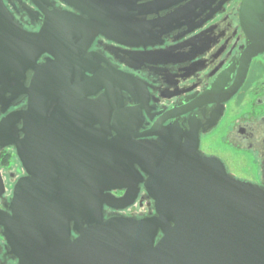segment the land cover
<instances>
[{"label": "water", "instance_id": "water-1", "mask_svg": "<svg viewBox=\"0 0 264 264\" xmlns=\"http://www.w3.org/2000/svg\"><path fill=\"white\" fill-rule=\"evenodd\" d=\"M141 1L73 5L86 10V21L77 17L73 25L64 14L53 15L57 22L46 15L37 33L17 27L0 1V98L10 95L6 109L18 96L26 99L24 110L0 123V140L15 148L26 173L13 188L9 213L0 215L2 236L18 264H264V190L204 156L198 126L157 123L158 132L140 134L141 108L125 107L122 96L141 104L140 84L113 68L103 70L88 53L99 35L124 47L144 46L152 32L128 30L136 23L125 21L146 14L145 6H136ZM183 2L152 5L167 10ZM252 3L244 0L241 10ZM191 4L149 27L185 25L180 20ZM43 54L49 57L37 65ZM139 55L121 62L134 69ZM148 136L155 139L142 140ZM141 188L152 212L140 219L106 216L105 209L133 206Z\"/></svg>", "mask_w": 264, "mask_h": 264}, {"label": "flooded vegetation", "instance_id": "flooded-vegetation-1", "mask_svg": "<svg viewBox=\"0 0 264 264\" xmlns=\"http://www.w3.org/2000/svg\"><path fill=\"white\" fill-rule=\"evenodd\" d=\"M0 1L14 24L27 33H37L46 15L52 16L53 22H57L53 18L55 14L68 16L73 25L79 22L78 18L86 21V10L82 13L73 5L87 8L96 3L95 0ZM106 1L112 3L113 0ZM158 1L137 3L138 7L145 6L146 14L125 20L136 23L128 30L152 32L141 43L145 47H124L99 35L90 42L88 53L95 54V63L103 70L113 68L133 76L140 84L138 100L141 104L127 93L122 94L125 107L141 108L140 134L158 132L157 123L163 127L176 124L182 130L198 126L199 150L204 156L218 159L235 179L264 190V0H253L251 8L243 10L244 0H185L167 10H156L152 4ZM189 2L192 8L180 20L185 25L170 31L157 25L149 27L150 22L164 18ZM111 3L105 6L111 8ZM170 49L175 50L171 53ZM128 55H139L142 61L139 58L132 61L135 68L131 69L121 62L127 61ZM48 57L41 55L37 65ZM242 76V84L228 98L231 88ZM31 77L32 72H27L26 80ZM2 96L0 123L8 114L24 110L26 106V99L18 96L6 109L10 95ZM243 103L244 108L240 110ZM231 110L235 111L230 117ZM15 127L20 130L21 123ZM18 136L21 138L22 134ZM154 139L148 136L142 140ZM5 141L0 140V215L9 213L7 207L13 188L26 176L15 148L6 146ZM114 194L120 197L123 193ZM152 209L151 200L141 188L133 206L119 212L105 209V214L140 219ZM0 264H18L8 250L1 227Z\"/></svg>", "mask_w": 264, "mask_h": 264}, {"label": "rangeland", "instance_id": "rangeland-1", "mask_svg": "<svg viewBox=\"0 0 264 264\" xmlns=\"http://www.w3.org/2000/svg\"><path fill=\"white\" fill-rule=\"evenodd\" d=\"M245 100H246V99H245ZM239 107H240V108H239L240 110H241L242 108H244V103H243L241 106H239ZM234 111H235V110H231V112H230V114H229L230 117L232 116V114L234 113Z\"/></svg>", "mask_w": 264, "mask_h": 264}]
</instances>
